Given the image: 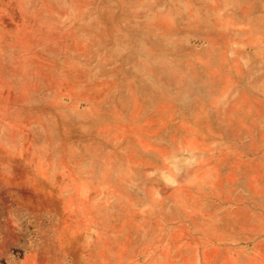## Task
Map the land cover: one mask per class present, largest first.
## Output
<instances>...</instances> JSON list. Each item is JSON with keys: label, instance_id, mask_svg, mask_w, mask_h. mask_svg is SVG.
<instances>
[{"label": "rangeland", "instance_id": "rangeland-1", "mask_svg": "<svg viewBox=\"0 0 264 264\" xmlns=\"http://www.w3.org/2000/svg\"><path fill=\"white\" fill-rule=\"evenodd\" d=\"M0 264H264V0H0Z\"/></svg>", "mask_w": 264, "mask_h": 264}]
</instances>
